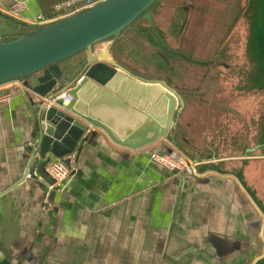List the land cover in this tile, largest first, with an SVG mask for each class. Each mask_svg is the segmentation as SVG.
Instances as JSON below:
<instances>
[{
    "label": "crops",
    "instance_id": "0c3cea01",
    "mask_svg": "<svg viewBox=\"0 0 264 264\" xmlns=\"http://www.w3.org/2000/svg\"><path fill=\"white\" fill-rule=\"evenodd\" d=\"M17 1L27 10L17 20L0 16L5 40L28 32L38 16L53 17L65 0H0V8ZM146 35L126 32L115 46L127 48L133 62L122 61L132 72L166 77L161 44ZM8 87L14 97L0 105V248L11 264H256L264 257V151L246 154L261 141L242 136L231 118L239 109L205 91L190 102L178 129L186 160L230 162L181 179L149 161L150 153L172 147L167 140L139 146L164 118V91L119 72L104 86L88 83L75 108L131 146L89 127L96 136L75 157L77 172L61 190H47L46 210L39 189L16 185L29 164L37 98L21 83ZM239 169L242 181L232 173ZM243 185L256 189L260 205Z\"/></svg>",
    "mask_w": 264,
    "mask_h": 264
},
{
    "label": "water",
    "instance_id": "95a60500",
    "mask_svg": "<svg viewBox=\"0 0 264 264\" xmlns=\"http://www.w3.org/2000/svg\"><path fill=\"white\" fill-rule=\"evenodd\" d=\"M157 2L158 0H102L93 7L70 17L38 26L31 25L28 32L13 39L5 40L0 37V87L18 82L37 98L34 102L36 134L32 145L27 149L29 164L17 182V186L26 184L31 189H39L43 194V202L49 187H52L51 191L61 190L70 178L56 187L55 181L46 172V167L55 159H63L65 165L69 166V160L65 158L71 155L78 157L83 146L96 136L95 131L90 130L89 127L103 131L119 146H131L118 142L106 127L91 119L85 112L75 108L81 92L88 83L104 86L117 72L139 83L157 86L164 91L163 103L166 106L164 118L160 120L159 125L152 123V137L139 146H150L158 140L165 139L173 147L181 148L179 140L181 135L178 131L179 118L191 101L202 98L198 97L203 94L202 90L196 88L185 92L180 86L183 80L178 79L177 83L180 84H174L166 77L154 74L146 77L132 72L122 61L124 57L133 62L127 48L124 45L115 46V43L125 37L126 32L130 35L153 33L151 10ZM0 16L5 15L0 12ZM139 21L146 23V27H142ZM153 39L156 40V38ZM107 42L111 45L103 50L101 45ZM158 57L164 63L165 54L159 53ZM191 62L198 66L208 64L195 60ZM164 64L167 68L169 67L171 73H174L175 68L170 67V62ZM212 89L216 93L219 91ZM226 93L228 97L230 93ZM10 94L11 99L0 105L13 99L14 95L11 91ZM62 94L70 97L68 103L58 98ZM261 143L247 148L246 154H253L260 147L264 151V145ZM179 151L185 159L190 160L185 150ZM174 153L175 151L169 148L150 153L149 161L169 173L179 175L181 179L199 172L209 164L220 165V162H230L226 160L215 163L210 159H206L201 164L191 162L193 173H180L177 170L170 171L158 166L150 159L154 154L171 155ZM240 169L232 170V173L242 181V170ZM243 186L247 194L260 205L256 189ZM47 200L49 203V195ZM47 207L44 204L46 210H48ZM0 264H11L3 255L1 248ZM256 264H264V257Z\"/></svg>",
    "mask_w": 264,
    "mask_h": 264
},
{
    "label": "rangeland",
    "instance_id": "374dc122",
    "mask_svg": "<svg viewBox=\"0 0 264 264\" xmlns=\"http://www.w3.org/2000/svg\"><path fill=\"white\" fill-rule=\"evenodd\" d=\"M151 11L157 26L145 40L156 42L154 36L170 50L213 62L208 69L186 63L179 67V58L162 49L164 63L175 68L174 73L165 69L166 78L183 80L177 84L185 92L218 89L216 96L208 91L206 97L239 109V117L231 118L239 121L242 136L264 145V0H158ZM151 58L157 59L155 50ZM178 148L169 149L180 154L182 146Z\"/></svg>",
    "mask_w": 264,
    "mask_h": 264
},
{
    "label": "built area",
    "instance_id": "2783aa9c",
    "mask_svg": "<svg viewBox=\"0 0 264 264\" xmlns=\"http://www.w3.org/2000/svg\"><path fill=\"white\" fill-rule=\"evenodd\" d=\"M101 0H65L60 3H57L53 7V17L46 19L42 16H38L33 19L30 23L31 25L38 26L46 23H50L53 21H57L60 19H64L70 17L80 11L86 10L88 8L93 7ZM27 10V5L25 2H13L5 9L0 8V12L5 16L11 19H19L21 15ZM64 100L65 103L70 101V97L66 94L60 95V97ZM11 99V94L9 91L8 85L0 87V103L7 102ZM69 166L65 165L63 159H55L53 160L47 167L46 172L49 176L55 181V186H60L64 181L68 180L72 177V175L76 172V160L73 155L68 156ZM151 161L158 166H162L170 171L177 170L180 173H193V165L189 164L187 160H185L180 154L174 153L171 155H152ZM183 162V163H182ZM52 187L48 188V191H51ZM48 192L44 198V204L49 206L48 200Z\"/></svg>",
    "mask_w": 264,
    "mask_h": 264
},
{
    "label": "flooded vegetation",
    "instance_id": "af4514ba",
    "mask_svg": "<svg viewBox=\"0 0 264 264\" xmlns=\"http://www.w3.org/2000/svg\"><path fill=\"white\" fill-rule=\"evenodd\" d=\"M186 5H188L189 6V8L190 9H193V5L190 3H187ZM185 5V6H186ZM240 10V9H239ZM181 13L183 14V15H186V13H187V8H184V7H182V11H181ZM151 14H152V18H153V24H154V27H153V29H155V27L157 26L156 24H155V21H154V15L155 14H153V12H151ZM238 18H241V16L239 15L238 16ZM139 24L140 25H145L146 26V23H144V22H142V21H139ZM166 36V35H165ZM167 37V36H166ZM153 38H154V36H153ZM163 45V46H162ZM161 47H162V49H164V51L165 50H169V53L172 55V56H175V59L176 58H179V60L180 61H178L177 63V66H179V67H181V65H183L184 63H186V64H188V65H195L194 63H192L191 62V60H195V61H200L201 63H208L206 66H204L203 65V67H205L206 69H208L209 68V66L210 65H212V61H210L209 59L208 60H200V59H198V58H196L195 56H190V55H187V54H184V53H181L180 51L178 52V51H173V50H170L168 47H167V44L166 43H164L163 41H161ZM165 47V48H164ZM181 64V65H180ZM196 66H198V65H196ZM205 74V73H204Z\"/></svg>",
    "mask_w": 264,
    "mask_h": 264
}]
</instances>
